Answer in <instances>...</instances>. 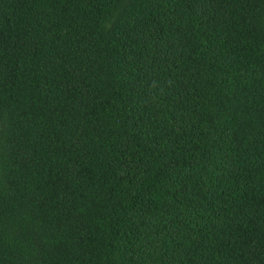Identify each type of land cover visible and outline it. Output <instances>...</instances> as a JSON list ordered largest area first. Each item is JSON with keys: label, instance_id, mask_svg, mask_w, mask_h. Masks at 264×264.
Wrapping results in <instances>:
<instances>
[{"label": "trees", "instance_id": "trees-1", "mask_svg": "<svg viewBox=\"0 0 264 264\" xmlns=\"http://www.w3.org/2000/svg\"><path fill=\"white\" fill-rule=\"evenodd\" d=\"M0 264H264V0H0Z\"/></svg>", "mask_w": 264, "mask_h": 264}]
</instances>
